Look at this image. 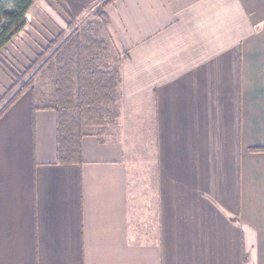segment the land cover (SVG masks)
Wrapping results in <instances>:
<instances>
[{
  "label": "crops",
  "instance_id": "crops-1",
  "mask_svg": "<svg viewBox=\"0 0 264 264\" xmlns=\"http://www.w3.org/2000/svg\"><path fill=\"white\" fill-rule=\"evenodd\" d=\"M103 1L63 0L71 24L37 0L0 55L45 28L60 48ZM103 14L123 54L117 132L61 163L55 110L29 92L4 113L0 264H264V0H116ZM12 87L0 65V100Z\"/></svg>",
  "mask_w": 264,
  "mask_h": 264
},
{
  "label": "trees",
  "instance_id": "trees-1",
  "mask_svg": "<svg viewBox=\"0 0 264 264\" xmlns=\"http://www.w3.org/2000/svg\"><path fill=\"white\" fill-rule=\"evenodd\" d=\"M37 0H0V52L21 34L28 25L27 15ZM74 23L63 0H54ZM116 0H104L97 9L100 20L106 23L103 10ZM107 24V23H106ZM76 29L62 46L40 67L41 72L52 58L64 51L63 66L59 69L60 86L45 109L59 116V160L73 163L80 157V141L93 134L96 125L106 124L105 108L118 99L122 60L114 65L103 63L101 54L106 47L90 33L78 34ZM90 34V35H89ZM68 45V46H67ZM65 59V60H64ZM26 89L16 92L0 110V118Z\"/></svg>",
  "mask_w": 264,
  "mask_h": 264
},
{
  "label": "rangeland",
  "instance_id": "rangeland-1",
  "mask_svg": "<svg viewBox=\"0 0 264 264\" xmlns=\"http://www.w3.org/2000/svg\"><path fill=\"white\" fill-rule=\"evenodd\" d=\"M46 1H52L55 6L60 8L54 0ZM54 8L56 9H54L55 11H58L56 7ZM97 12V9H92L88 13L86 12V14L79 20L80 23L67 29L65 34H69L72 31L74 32L76 29L79 31L78 34L87 35L90 33L99 42H103L107 48L106 51H104V54H101V61L103 63L114 65L118 60L123 59V54L119 53V50L111 42L108 36L107 24L99 19ZM58 14L61 15L65 20V23L68 24L66 15L60 11H58ZM55 27L56 29L54 30L57 32V26ZM41 33L44 36L36 32L34 33L36 39L27 37L18 38L4 53L0 55V65L7 70L13 83V87L7 92L6 96L0 100V110L16 92L23 88L26 89L25 93L30 92L34 95L35 102L40 107L49 104L55 96L57 85L60 86L59 69L64 64L63 57L66 53L62 51L54 56L49 64L39 72L40 67H42V65L53 55L54 51L57 50L55 47L60 44L58 40L59 38L53 41L54 34L51 30L45 28ZM65 39L63 40V43L66 41ZM22 40L27 41L29 45H22ZM36 40L48 48L43 49ZM29 46L31 49H29ZM19 47L24 51L26 50V54H22V50ZM37 52H42V54L39 55ZM121 108L122 105L117 99L113 105L109 106V108H105L107 111V114H105L104 117L106 124L103 127L96 125L92 130L94 132H104L106 134L112 133L115 135L118 129Z\"/></svg>",
  "mask_w": 264,
  "mask_h": 264
}]
</instances>
